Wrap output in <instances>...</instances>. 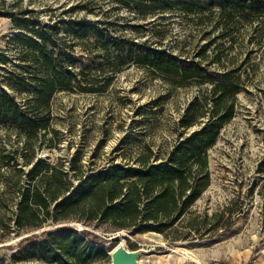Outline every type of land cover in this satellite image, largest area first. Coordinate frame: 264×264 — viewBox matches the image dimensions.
Wrapping results in <instances>:
<instances>
[{
	"label": "rangeland",
	"instance_id": "obj_1",
	"mask_svg": "<svg viewBox=\"0 0 264 264\" xmlns=\"http://www.w3.org/2000/svg\"><path fill=\"white\" fill-rule=\"evenodd\" d=\"M260 1L255 8L248 1L239 10L214 6L187 14L175 0H170L172 8L166 10L138 0H0V50L11 57L20 51L12 39L19 29L8 14L32 10L44 21L86 15L89 36L95 42L96 32H102L108 39L120 37L125 46H162L181 58L195 56L214 39L206 53L213 55L223 47L224 54L234 57L235 74H240L242 89L236 96L235 114L206 150L209 184L168 234L179 235L177 240L155 232L110 229L107 224L69 223L108 237L102 244L108 251L119 244L151 250L140 256L142 264H264V0ZM76 4L86 7L71 11ZM230 14L235 17L225 24ZM74 57L72 74L81 86L91 89H59L53 94L50 124L60 131L61 140L55 148L37 145V157L60 158L67 168L75 162L84 172L113 161L137 166L139 155L162 157L184 131L199 126L185 130L183 115L206 84L183 80V75L172 79L135 59L114 70L107 65L108 54L100 50L78 47ZM4 66L0 63V85L6 86L8 67ZM209 107L204 109L206 114ZM19 143L16 133L0 124V145L17 148ZM204 227L212 230L194 239L184 238ZM122 230L131 236L121 233L116 241L109 238ZM18 239L13 235L0 242V255L14 252L1 246Z\"/></svg>",
	"mask_w": 264,
	"mask_h": 264
},
{
	"label": "trees",
	"instance_id": "obj_2",
	"mask_svg": "<svg viewBox=\"0 0 264 264\" xmlns=\"http://www.w3.org/2000/svg\"><path fill=\"white\" fill-rule=\"evenodd\" d=\"M175 1L187 14L214 6L239 10L248 1L253 8L262 3ZM138 2L161 10L172 8L170 0ZM85 7L76 4L71 11ZM27 13L35 16L25 17ZM27 13L8 14L19 29L12 37L19 53L11 57L0 50V63L8 67L4 68L7 87L0 85V124L20 140L17 148L0 145V242L19 236L13 244L1 246L15 251L0 255V264H110L109 251L102 245L108 237L87 227L79 229L71 221L107 224L110 229L133 233L155 232L177 240L179 235L168 237L169 232L190 212L209 184L206 150L236 111V96L242 88L240 74L236 75L237 68L232 66L234 57L224 54L223 47L213 55L207 54L214 39L203 44L195 56L183 58L162 46H125L120 37L108 39L102 32H96L95 42L89 36L86 15L44 21L32 10ZM230 15L225 24L235 17ZM78 47L107 53V65L114 70L135 59L172 79L183 75V80L206 84L183 115L185 130L197 123L199 126L184 131L182 139L162 157L139 155L137 166L113 161L84 172L75 162L67 168L60 158L49 161L37 157V145L55 148L61 140L60 131L50 124L53 94L59 89H91L81 86V80L72 74ZM255 65L251 63L252 71ZM201 117L205 119L199 120ZM211 230L197 228L196 233L184 238L194 239Z\"/></svg>",
	"mask_w": 264,
	"mask_h": 264
},
{
	"label": "water",
	"instance_id": "obj_3",
	"mask_svg": "<svg viewBox=\"0 0 264 264\" xmlns=\"http://www.w3.org/2000/svg\"><path fill=\"white\" fill-rule=\"evenodd\" d=\"M71 193V192H70ZM69 193V194H70ZM130 237L131 235L126 231H120L110 235V239L114 240L120 238V234ZM151 250H145L143 248L129 249L124 244H119L109 251L110 264H142L139 259L143 253H150Z\"/></svg>",
	"mask_w": 264,
	"mask_h": 264
},
{
	"label": "bare ground",
	"instance_id": "obj_4",
	"mask_svg": "<svg viewBox=\"0 0 264 264\" xmlns=\"http://www.w3.org/2000/svg\"><path fill=\"white\" fill-rule=\"evenodd\" d=\"M160 255H161V254H160ZM160 255H159V256H160ZM163 256H165V257H168V255H167V254H164ZM165 257H164V258H165Z\"/></svg>",
	"mask_w": 264,
	"mask_h": 264
}]
</instances>
